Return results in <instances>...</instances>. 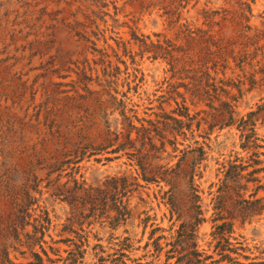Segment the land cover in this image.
I'll list each match as a JSON object with an SVG mask.
<instances>
[{
  "label": "rangeland",
  "instance_id": "374dc122",
  "mask_svg": "<svg viewBox=\"0 0 264 264\" xmlns=\"http://www.w3.org/2000/svg\"><path fill=\"white\" fill-rule=\"evenodd\" d=\"M0 264H264V0H0Z\"/></svg>",
  "mask_w": 264,
  "mask_h": 264
},
{
  "label": "trees",
  "instance_id": "16d2710c",
  "mask_svg": "<svg viewBox=\"0 0 264 264\" xmlns=\"http://www.w3.org/2000/svg\"><path fill=\"white\" fill-rule=\"evenodd\" d=\"M173 143V142H172ZM203 154V152H200V155H202ZM190 155H192V152H189V151H184V150H182L181 151V156H180V158L178 159V162L175 164V166L174 167H171V168H169V169H166L165 171H164V173L165 174H167V175H169L170 176V181L171 182H173L177 177H179L181 174H183L184 176H186L187 174H186V170H183V169H181V164L183 163V162H185L186 160H188L191 156ZM192 160V165H195V161H196V159L195 158H193V159H191ZM139 165H140V169H141V171H142V173H143V179H145L146 181H149V180H147V178H146V168H144V166H141V161L139 160V163H138ZM233 177H235V175H233V172H232V168L230 167L229 168V170L227 171V173H226V178L227 179H231V178H233ZM150 180H152V179H150ZM170 181H169V183H170ZM190 182H192V178H191V180H190ZM190 189H191V191H192V193H191V197H193V199H194V201H193V199H192V207H194V208H199V206H194L193 205V202H195V200H197V196L196 195H194V192L196 191L192 186L190 187ZM166 194H170V196L168 197V203H169V205H170V214L172 215L173 213H179V211H180V208H179V206H178V204H177V202H176V200L174 199V197H173V195H172V193H171V190L169 189L168 191H166L165 192V195ZM118 214L119 215H124V212L123 211H121L120 209L118 210ZM187 225L186 224H181V226H180V230H184V228L186 227ZM180 232V231H179ZM37 257V259L38 260H40V258L38 257V256H36Z\"/></svg>",
  "mask_w": 264,
  "mask_h": 264
}]
</instances>
